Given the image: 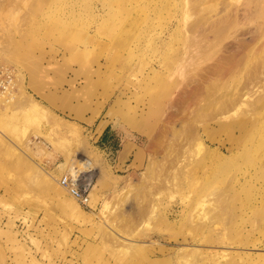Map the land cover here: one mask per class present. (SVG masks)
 Wrapping results in <instances>:
<instances>
[{
	"label": "rangeland",
	"instance_id": "obj_1",
	"mask_svg": "<svg viewBox=\"0 0 264 264\" xmlns=\"http://www.w3.org/2000/svg\"><path fill=\"white\" fill-rule=\"evenodd\" d=\"M186 1L0 0V264H264V74L244 84L246 71H225L214 98L235 102L198 120L200 140L158 166L154 189L141 184L148 143L194 86ZM200 64L202 87L218 74ZM117 96L138 110L135 128L110 114ZM32 102L50 135L30 148L36 133L11 128ZM129 138L140 156L118 160ZM73 165L85 204L59 181ZM124 239L147 243L145 254Z\"/></svg>",
	"mask_w": 264,
	"mask_h": 264
},
{
	"label": "bare ground",
	"instance_id": "obj_2",
	"mask_svg": "<svg viewBox=\"0 0 264 264\" xmlns=\"http://www.w3.org/2000/svg\"><path fill=\"white\" fill-rule=\"evenodd\" d=\"M202 1L205 0H195L194 2L193 0H187L186 4H183V17L185 23L180 27L183 35L182 38L186 39L188 44L194 45L191 49L184 47L186 50L184 52L187 53L188 51L190 54V56L188 55L190 60L197 63V65L191 64L189 67L192 72L190 80L194 86L191 90L187 89V91H184L181 95H175L176 97L170 110L174 111V115H178V118L172 119L173 121L168 119L166 121V117L163 118L165 120H162L164 121L162 122L163 127H161V129L159 128L160 130H157L158 132L156 135L152 137L151 142L148 143L149 147H147L148 149L150 148L149 160L147 171L143 173L145 182H140L144 179H141L139 182L143 184L144 187L150 185L148 188L150 190L154 189L156 186L152 181L155 171L159 173L163 170L161 167L158 168V166L167 163L175 156L182 155L183 142L186 140L188 141L191 138L200 140L198 126L196 124L198 120L217 112L219 107L224 109L228 106H232L237 99L234 93H222L218 96L217 100L214 98L217 87L222 79L221 75L225 71H227L226 74H229V76L232 73H242L243 71H246L245 73L247 74H245L246 80L244 83L246 84L248 81H250L249 83L254 81L259 82V78H261L259 75L264 74V0H207V13H204L202 16L189 22L193 17L191 13L201 10L200 6L202 5ZM211 2H218L219 4H212ZM193 56H197V58H192ZM203 59H207V63H211L207 65V72L212 70V72H215L218 76L215 77L210 75L207 79V84L200 87L198 84V77L199 73L204 71L202 64H200V61ZM252 59H256L257 61L253 63L251 62ZM32 80L33 77L31 76L30 84L32 83ZM213 100L214 102L212 103ZM156 102L158 101L153 98L150 103L154 106L156 105ZM126 105L128 104L124 103L120 96H117L111 107L109 106L110 114L117 115L122 121L132 128H135L139 119L137 117L138 110L134 109L132 113H129L128 109L130 107L128 106L127 109L125 108ZM45 114V110L42 109V107L37 103L32 102L28 108H25L21 115L20 120H23L22 124L14 125L11 128V131L17 134V138H20L21 136H30V132H33V134L35 132L36 138L28 137V140H26V145L28 147H35V145L37 146V144H40L41 142L38 141L37 134H41L44 137L50 135L44 130L42 124ZM24 140L25 138L23 141ZM43 141L42 144H44ZM198 143L201 146L203 144L201 141ZM161 148H163L162 153L154 154ZM28 152H30V150ZM49 153L50 152L47 154ZM44 154L46 153H43V156ZM33 167L35 171H41L40 168H36L35 165H33ZM72 168L73 171L71 174L73 175L76 173V175L81 177L82 174L79 173L78 166L73 165ZM84 175L85 174H83V177ZM83 177H81V179ZM89 189L87 193H89ZM74 207L79 210L77 204H74ZM130 216L128 219H130ZM132 216L134 217L135 215ZM124 219L128 221L127 217ZM136 219H138V217ZM129 221H131V219ZM132 221L134 224V219ZM124 222H122V224ZM112 229L113 228H111V230ZM114 232L116 233V231ZM118 235H120V233ZM115 236L117 237L116 234ZM124 241H127L129 245L136 250L137 255L139 253H141V255L145 254L144 248L147 243L134 242L130 239H124Z\"/></svg>",
	"mask_w": 264,
	"mask_h": 264
},
{
	"label": "built area",
	"instance_id": "obj_3",
	"mask_svg": "<svg viewBox=\"0 0 264 264\" xmlns=\"http://www.w3.org/2000/svg\"><path fill=\"white\" fill-rule=\"evenodd\" d=\"M59 181L79 202L85 204L88 201L89 183L79 175L66 174Z\"/></svg>",
	"mask_w": 264,
	"mask_h": 264
},
{
	"label": "crops",
	"instance_id": "obj_4",
	"mask_svg": "<svg viewBox=\"0 0 264 264\" xmlns=\"http://www.w3.org/2000/svg\"><path fill=\"white\" fill-rule=\"evenodd\" d=\"M113 123H116V121H114L113 119L107 121V123L105 124V126H103V128L100 129V134H102L106 130V128H108L109 126H112ZM125 129L129 133L135 132V133L139 134L138 132H136L135 130H132L131 128H127L126 127ZM139 135H141V134H139ZM125 145L128 147V149L126 150L127 153L126 154H121L120 153V157H119L118 160L121 159V161H123V159H125L127 157H130V156H132L134 158V160H136V158L140 156V151H139V149H136V147H135L134 142L132 141V139L130 140V138H129V139L125 140V142H123V148H124ZM123 148H122V150H123Z\"/></svg>",
	"mask_w": 264,
	"mask_h": 264
}]
</instances>
